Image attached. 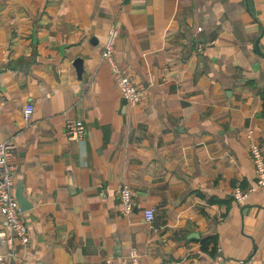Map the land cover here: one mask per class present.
I'll return each mask as SVG.
<instances>
[{
  "label": "crops",
  "instance_id": "obj_1",
  "mask_svg": "<svg viewBox=\"0 0 264 264\" xmlns=\"http://www.w3.org/2000/svg\"><path fill=\"white\" fill-rule=\"evenodd\" d=\"M113 25L135 106L101 58ZM8 140L30 243L0 241V264H130L131 249L139 264H264V188L231 195L255 184L250 148L264 156V0H0Z\"/></svg>",
  "mask_w": 264,
  "mask_h": 264
},
{
  "label": "built area",
  "instance_id": "obj_2",
  "mask_svg": "<svg viewBox=\"0 0 264 264\" xmlns=\"http://www.w3.org/2000/svg\"><path fill=\"white\" fill-rule=\"evenodd\" d=\"M199 30V29H198ZM119 35V29L113 25L107 32V40L104 44L101 58L106 60L114 75L117 76V87L121 98L129 106L137 105L143 98L142 91L137 88L127 76L121 73L120 68L113 61L115 43ZM33 113L32 104H26L23 108V119L28 121ZM86 133L85 124L82 121H67L64 135L70 141H80ZM250 156L253 164L254 186L247 190L239 186L232 190V198L236 204H242L248 196L257 188H264V156L258 146L250 148ZM17 147L10 140L0 143V216L6 224V232L0 233V241L11 246L14 241L26 246L30 243L27 225L23 218V212L16 201L13 187L17 165ZM105 197H103V200ZM120 213L128 217L134 210L132 192L127 186L119 190ZM144 220L147 224L152 223L154 215L152 209L144 210ZM130 264H139V256L134 249L129 253ZM106 261V264H109Z\"/></svg>",
  "mask_w": 264,
  "mask_h": 264
},
{
  "label": "water",
  "instance_id": "obj_3",
  "mask_svg": "<svg viewBox=\"0 0 264 264\" xmlns=\"http://www.w3.org/2000/svg\"><path fill=\"white\" fill-rule=\"evenodd\" d=\"M255 50L257 51V48L255 47ZM73 67L75 68L77 76L80 78L81 74L83 73V68L81 65V60L76 59L73 63ZM16 201L19 205V208L21 209L22 212H25L30 206L28 204V201H26L20 192H17L15 195ZM28 207V208H27Z\"/></svg>",
  "mask_w": 264,
  "mask_h": 264
}]
</instances>
